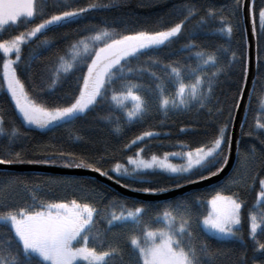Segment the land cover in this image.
Wrapping results in <instances>:
<instances>
[{
  "label": "snow or ice",
  "instance_id": "1",
  "mask_svg": "<svg viewBox=\"0 0 264 264\" xmlns=\"http://www.w3.org/2000/svg\"><path fill=\"white\" fill-rule=\"evenodd\" d=\"M127 4L128 0H85L82 5L77 0H0V32L6 27L32 24L30 28L25 27L24 31L10 38L0 39V89L6 91L22 125L51 130L86 115L101 99L110 100L123 111L129 122L142 119L150 110V103L141 94V86L128 79V76L148 69L128 65L145 51L156 49L178 37L191 20H195V29H209L230 40L234 29H238L239 23L247 19L252 23V39L257 41L256 58L258 61L264 58V49L259 44V37L264 36V6L257 9L255 0H231L219 7L210 2L203 8L197 0H182L170 9L171 13L180 18L176 22L162 25L159 30H127L124 14L112 20L104 18L99 24L90 22L97 13H119L121 9L127 8ZM140 6L150 5L142 3ZM37 18L39 22L33 24ZM159 21H163V15ZM118 22H124L125 28L118 30ZM72 24L80 26L76 38L67 46L65 54L58 55L48 88L58 83L62 73L67 74L79 65H86V70L82 73V82L77 78V93L71 95L67 102L49 105L29 94L22 76H32V61L40 54L37 49H47L53 41L43 36L28 57L23 56L22 45L29 43L37 34L43 35ZM67 35L65 32L64 37ZM247 44L248 39L245 37ZM183 47L188 49L195 45L189 40ZM219 51L231 53L226 64L220 62ZM195 57L198 61L196 66H187V75L194 77L189 82H185V73L180 66L172 63L164 65L175 88L174 93L166 94L165 84L159 82L160 77L155 72L150 73L158 81L155 93L159 111L166 115L169 110L187 109L193 104L203 109L211 102L218 75L242 62L244 80L239 84L238 95L232 103L236 108L243 104L247 113L256 93L255 88L246 85L249 73L247 48L238 56L230 47L220 45L219 49L212 52L201 49L195 53ZM152 63L158 61L153 59ZM204 66L213 70L207 73L203 70ZM255 80L256 77L253 78L254 83ZM245 90L249 98L247 103L242 99ZM40 91L43 92V89ZM128 102L131 107H128ZM222 111V107L215 109V113ZM256 111L257 118L252 129L243 132L246 121H241L242 134L253 137L264 146V121L260 119L264 114V93L257 96ZM2 112L0 109V165L28 163L88 169L136 193L172 194L173 190L183 189L185 185L208 180L220 173L228 162V154L224 152L225 142H228L229 148L231 146V134L226 132L228 125L225 122L213 137L198 146L191 147L178 140L176 143L180 151H166L162 155L152 153L146 158L143 155L144 139L159 133L153 130L142 131L123 145L124 149H129L130 145L141 143L133 155L126 157L127 165L117 162L111 169L128 178L130 182L125 183L100 166L103 156L94 160L62 147L43 145L35 153L38 158L28 159L25 152L16 147L27 133L21 132L14 122L10 128H6ZM208 113L211 118L213 108L209 107ZM230 117L234 118V113L230 112ZM115 131H120L119 124ZM180 131H185L184 126ZM75 139L80 140L82 137L77 136ZM239 144L237 138L238 159L234 166L236 171L230 180L241 188L247 186L251 189L255 187L256 176L253 174V183L246 182L247 166L256 160L257 149L253 144L241 151ZM261 152L264 154V148ZM173 157L180 162H173ZM157 169L174 177L168 187L153 186L147 181L150 170ZM41 183L75 187L86 191L87 195L82 198L44 200L38 198ZM137 183L146 186L137 187ZM13 187L23 188L29 194L31 204L26 201L24 206L18 208L4 205L7 210L0 211V264H219L225 254L222 249L214 248L209 243L211 238L218 242H238L241 252L235 264H248L246 253L247 242L250 241L251 264H264V240L260 239L264 237V176L259 177L255 199L247 212L246 234L241 230L245 201L238 193L224 195L216 191L206 201L207 213L196 214L195 219L194 207L204 205L201 197L193 193L176 195L175 199L166 202L163 213H158L154 218L158 224L162 221L160 226L153 227L149 222L143 223L141 227L142 217L150 204L136 202L129 207L125 199L114 196L108 199L104 207H100L99 203L105 200L107 193L94 185L90 187L89 182L83 178L47 177L45 181L32 183L18 174L0 169V201L9 197ZM117 203L119 212L115 210ZM99 221L105 222L104 229L99 227ZM129 223L136 225L137 230L127 238L125 262V248L116 242V233L112 229ZM110 233L111 241L107 239Z\"/></svg>",
  "mask_w": 264,
  "mask_h": 264
},
{
  "label": "trees",
  "instance_id": "2",
  "mask_svg": "<svg viewBox=\"0 0 264 264\" xmlns=\"http://www.w3.org/2000/svg\"><path fill=\"white\" fill-rule=\"evenodd\" d=\"M81 5L85 0H77ZM182 0H128L127 8L121 9L120 12L110 11L95 14V18L91 23L99 24L102 19L107 18L112 20L124 14L126 19L127 30H159L162 25H167L171 22H176L180 17L170 12L173 5H178ZM214 3L217 7L222 4H228L231 0H197L199 6H203L208 3ZM150 5L141 7V4ZM256 8L264 6V0H255ZM163 15V21H159V17ZM39 18L32 23H38ZM195 20H191L187 23L182 33L172 38L170 42L165 43L163 46H159L156 49L145 51L143 55L138 56L129 63V67L133 68H147L148 71H141L129 74L128 79L141 86L140 91L142 95H145L150 103V110L140 120H134L129 122L125 119L123 111L118 109L111 103L110 100L101 99L100 102L92 107L86 115L81 116L79 119L68 123L62 124L51 130L38 129L22 125L18 114L15 112L14 105L11 104L5 90L0 89V109L3 110L4 126L10 128L14 122L19 127L21 132L27 133L23 138L21 144L16 145L18 149H22L28 159H36L38 156L35 154L37 149L43 145H55L57 148H63L64 150L75 151L79 154L92 157L94 160L103 156L100 162V166L108 170L109 174L114 178H119L122 182H130L128 178L118 175L112 172V166L119 162L127 165L126 157L135 153L136 147H141V143L137 142L134 146L130 145L129 149H124L123 145L132 140L136 135H139L142 131L153 130L159 135L152 138H145L143 141V155L147 158L152 153L162 155L164 152L180 151V146L176 143L178 140L187 143L191 147L198 146L200 143L206 142L213 137L217 129L227 122L226 132L230 133L233 118L230 117V112L235 114L236 107L232 103L234 97L238 95L239 84L244 80L243 77V64L242 62L236 63L232 68L228 69L226 73L219 74L214 86V93L211 98V102L203 109H198L195 104L190 108L180 110H169L167 114H163L158 109V101L156 99L155 85L158 82L156 78L150 75L151 72H155L160 77L159 82H163L166 88V94L174 93L175 88L172 85L169 76L166 74L164 65L169 63L174 66H180L184 71L185 82H189L194 77L187 75V66L191 65L195 67L198 63L195 53L203 49L206 52H212L219 49L220 45L230 47L237 52V55H242L246 49L245 34L242 21L239 23L238 29H234L233 35L229 40L227 37H221L219 34L209 30H197L193 26ZM32 24L19 26L6 27L0 32V39L10 38L12 35H16L25 30V27L30 28ZM118 30L125 28L124 22H118ZM79 25L72 24L70 27L63 29H56L44 33L43 35L37 34L31 41L25 45H22V54L24 57H28L34 48H37L39 40L43 39V36H47L53 41L51 47L47 49L38 48V58L32 61V76H22L25 80L26 90L31 96L37 100H44L49 105L58 102H67L71 95L78 92L77 78H80L82 82V73L86 70V65H79L75 70L70 71L67 74L62 73L61 77L53 88L49 89L51 72L55 70L54 66L57 63L58 55L65 54L67 46L71 41L76 38ZM256 28L259 34L260 25L257 19ZM68 33L67 37H64V33ZM189 40L195 45V47H189L185 49L183 45L187 44ZM259 44L261 49H264V36L259 37ZM257 41H255V83L252 82L251 88L256 89V93L252 98V106L247 113L244 111L243 119L246 122L243 125V132H247L254 127L255 120L257 118V96L264 93V58L257 60ZM229 53L219 51V59L222 64L227 63ZM155 59L158 63L153 64L152 60ZM0 64H2V54L0 53ZM203 70L210 73L213 69L208 66H204ZM2 79V77H0ZM43 89V92L40 90ZM110 95V92L108 93ZM249 99V98H248ZM247 99V102H248ZM229 105H232L230 108ZM213 108V115L209 117L208 108ZM223 108L221 113H215L216 108ZM104 117H110L105 119ZM119 118V119H117ZM227 118V119H226ZM260 119L264 121V114L260 116ZM119 124L120 131H115L116 125ZM184 126L185 131L181 132L180 128ZM82 137L80 140H76L75 137ZM238 138L240 141L239 147L241 151L247 149L249 145H255L256 160L251 162L247 166L248 176L247 183H253V174L256 176L255 187L249 189L247 186L241 188L236 184H233L230 180L236 171L235 165L238 159L237 146L235 152V158L233 165L228 172L227 176L215 184L209 185L202 189L186 191L184 193H193L201 197L204 201L203 207H194V219L196 214H206L208 210L207 199L215 194L216 191H221L222 194L232 195L238 193L240 198L245 201V205L242 211V224L241 230L246 234L247 232V212L255 199V191L258 188L259 177L264 176V154L261 149L264 146L260 145L259 141L253 137L244 136L240 125ZM226 141L224 144V152L227 153ZM179 161V159H178ZM28 164V163H23ZM34 165V164H33ZM41 165V164H36ZM59 166V165H55ZM219 167V165H216ZM4 171H9L20 175L22 178L27 179L29 182H42L47 177H78L83 178L84 181L89 182V186H95L102 192L107 193L105 200L99 203L100 207H104L107 204L108 199L116 196L126 200L129 207L134 206L136 202L148 203L151 206L147 209L142 217L141 227L143 223H151L153 227L160 226L162 221L158 224L155 221V217L158 213L162 214L165 208V204L169 200L176 198L171 197L158 201H142L134 198H130L122 195L116 189L109 185L99 181L92 176H68L51 174L44 171L35 170H14L9 168H0ZM215 171V169H212ZM206 174V173H205ZM153 186L168 187L174 177L171 174L160 172V170H150L148 177L146 178ZM135 186H146L137 183ZM183 193V194H184ZM181 194V195H183ZM87 195L86 191H80L75 187H66L64 185H55L41 183V188L38 193V198L44 200L52 199H72L82 198ZM90 200L91 197L89 196ZM31 204L29 194L21 187H13L10 190V195L6 200L0 201V211L7 210V207H21L25 202ZM115 210L120 211L119 204L117 203ZM99 227L105 228V222L99 221ZM193 228L196 226L193 224ZM137 230L136 225L131 223L126 225H120L112 229L113 233H116V242L125 248V262L127 261L128 248L125 246L128 236ZM2 232V230H0ZM112 240V234L110 233L108 238ZM264 240V237H260ZM209 243L214 248H220L224 252L219 264H235L237 257L241 252V248L238 242L223 241L218 242L214 238L209 239ZM248 251L246 255L249 257L248 264H251V242L248 241ZM119 264V262H117Z\"/></svg>",
  "mask_w": 264,
  "mask_h": 264
},
{
  "label": "water",
  "instance_id": "3",
  "mask_svg": "<svg viewBox=\"0 0 264 264\" xmlns=\"http://www.w3.org/2000/svg\"><path fill=\"white\" fill-rule=\"evenodd\" d=\"M243 28H244V34L245 37L248 39V44L246 45V48L249 53V73L246 80V85L248 88H251L253 78H254V72H255V40L252 39V23L248 21L247 19L242 20ZM244 103H247L248 94L247 90H245V93L242 97ZM244 106L243 104L236 108L234 118L232 121V125L230 128V134H231V146L229 148L228 144V162L225 165V167L221 170L220 173H218L216 176L209 178L208 180L199 181L196 184H189L185 185L183 189H176L173 190L172 194L169 193H160V194H144V193H136L132 192L130 189H125L121 187L120 185L116 184L114 180H108L107 177H102L98 173H95L88 169H69L64 168L61 166H53V165H36V164H12V165H0V168H9L14 170H35V171H44L51 174H57V175H68V176H92L99 181L109 185L110 187L116 189L119 193H121L124 196L134 198L137 200L142 201H158V200H164L167 198L175 197L176 195H181L186 191L191 190H198L202 189L204 187H207L209 185L215 184L217 182H220L223 180L228 172L230 171L233 161L235 158V152H236V146H237V138L239 134V129L241 125V121L243 119L244 115Z\"/></svg>",
  "mask_w": 264,
  "mask_h": 264
},
{
  "label": "rangeland",
  "instance_id": "4",
  "mask_svg": "<svg viewBox=\"0 0 264 264\" xmlns=\"http://www.w3.org/2000/svg\"><path fill=\"white\" fill-rule=\"evenodd\" d=\"M2 54V53H1ZM12 54H10V56H11ZM128 107H131V103L130 102H128ZM171 159H173V162H177V163H179L180 161H178V158H175V157H173V158H171ZM158 170V169H157ZM224 195H226V194H224Z\"/></svg>",
  "mask_w": 264,
  "mask_h": 264
}]
</instances>
